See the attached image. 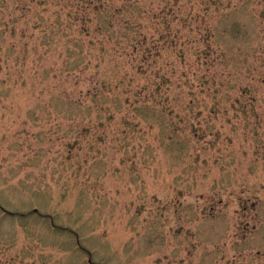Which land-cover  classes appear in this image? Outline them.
I'll return each instance as SVG.
<instances>
[{
    "label": "rangeland",
    "instance_id": "1",
    "mask_svg": "<svg viewBox=\"0 0 264 264\" xmlns=\"http://www.w3.org/2000/svg\"><path fill=\"white\" fill-rule=\"evenodd\" d=\"M56 1L0 0V264H264V0Z\"/></svg>",
    "mask_w": 264,
    "mask_h": 264
},
{
    "label": "trees",
    "instance_id": "2",
    "mask_svg": "<svg viewBox=\"0 0 264 264\" xmlns=\"http://www.w3.org/2000/svg\"><path fill=\"white\" fill-rule=\"evenodd\" d=\"M55 2L57 3L56 0ZM58 2H60V0H58ZM79 2L82 5L78 7L82 8V12L79 13L77 10L76 14H79L80 19L78 20V18L75 17V15H72V17L74 21L75 19L79 21L80 23L79 32L81 33L84 32L85 34H87L91 29V27H89L90 24H93L92 28L94 30L98 29L104 32L107 30H111L110 28L114 27V24L120 21L118 14L122 11L121 6L119 8H115V6L106 5V3H108V1L106 0H103V1L101 0H76V4L79 5ZM126 19H129V17L124 16V18L122 19L125 24L128 23ZM70 20L72 19L70 18ZM75 44L78 45V43H75ZM91 61L92 60L88 59L85 62V65L91 64ZM99 85L100 84L96 82L94 87L96 89H99L97 88ZM137 93L138 95H140V97L142 96L141 92L137 91ZM142 93L143 95H145V97L147 96V92H145V90Z\"/></svg>",
    "mask_w": 264,
    "mask_h": 264
}]
</instances>
